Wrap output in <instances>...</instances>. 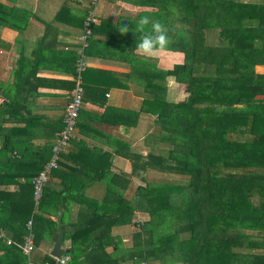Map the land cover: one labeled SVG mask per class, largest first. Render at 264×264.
Listing matches in <instances>:
<instances>
[{
  "label": "trees",
  "instance_id": "obj_1",
  "mask_svg": "<svg viewBox=\"0 0 264 264\" xmlns=\"http://www.w3.org/2000/svg\"><path fill=\"white\" fill-rule=\"evenodd\" d=\"M122 1L148 11L116 22L95 19L83 56L86 62L85 56L92 55L97 44L93 37L106 35V42L112 41L110 48L117 49L129 65L122 80L131 81L143 94L139 111H117L120 122L128 124L130 117L135 125L139 112L155 116L157 130L146 136L149 151L144 156L124 144L116 151L129 161L130 176L144 185L125 200L122 191L130 180L109 173L111 156H94L93 164L106 162L90 171L66 165L61 159L68 155L62 153L48 176L59 182L54 188L46 182L34 204L31 181L50 158L47 143L54 134L43 137L44 143L30 151L31 147L13 143V135L25 133L26 128L1 127L21 120V111L28 113L19 96L36 90L26 86L33 73L19 58L11 73L13 84L1 93L5 100L0 103V187L18 186L16 192L0 190V232L10 241L0 239V264H55L35 251L47 232L56 238V223L46 217L51 207L62 209L61 243L69 241L66 264H264V252L255 251H264V73L256 70L264 68V0ZM89 8L90 3L80 12L62 6L53 23L83 28ZM29 16L15 7V0H0V28L19 32L22 28L15 23H25ZM47 28L52 29L45 26V34ZM157 49L181 54L182 62L159 70L151 58L134 53ZM62 56L72 75L75 53ZM85 70L83 93L94 96L92 90H84L89 74ZM169 77L184 86L185 96L178 102L166 99ZM67 84L70 91L72 83ZM173 85L170 82V93ZM85 176L108 177L100 203L77 199L83 190L77 184ZM71 203L77 204L84 220L64 235L63 216ZM133 212L147 219L133 224L138 231L131 235L132 246L121 249L110 230L132 224ZM27 221L33 235L28 259L19 248ZM109 246L113 250L107 253Z\"/></svg>",
  "mask_w": 264,
  "mask_h": 264
},
{
  "label": "crops",
  "instance_id": "obj_2",
  "mask_svg": "<svg viewBox=\"0 0 264 264\" xmlns=\"http://www.w3.org/2000/svg\"><path fill=\"white\" fill-rule=\"evenodd\" d=\"M89 1L15 0V7L29 13V18L25 23H15L16 26L22 28L19 32L8 27L0 28V103L5 100L1 93L6 92V87L13 84L11 73L16 70V62L19 58L23 61L24 69L31 74L33 73V77L30 78L29 84L26 86L36 89L33 92L30 91L19 96L21 107H25L28 113L21 111V114L24 115L20 118L21 120L9 121L1 125L5 129H27L25 133H19V135L15 133L13 135V143L19 144V147L25 145L26 147H31L30 151H34L36 147L44 143L43 137L50 133L54 134L55 132L53 133L52 130L61 124L62 110L69 91L67 82L71 83V75L67 72L68 62L62 55L69 52L75 53L77 47L76 39L82 33L83 28L82 26L81 28L70 26L66 23H53V17L62 6L76 11L81 8L80 11H84ZM1 2L3 3V1ZM126 7L131 10L136 9L137 13L145 11V8L135 7L128 3L96 0L94 17L97 22L100 19L112 22L126 20L129 17V14L127 16L124 15V12H128ZM41 9L49 10L51 15L47 18H38L37 12L44 14ZM96 24L98 25L99 23ZM45 26L52 28L50 30L47 28L46 34ZM92 40H96L97 44L91 50L92 55L90 57L85 56L87 63L85 73L88 70L89 74L85 76L87 86L85 84L84 90L87 87L95 95L83 93V99L85 95V100L78 115L76 131L62 154L63 156L68 155V159H61V161L73 169L85 170V168H88V170L93 171L96 167L98 168L99 165L102 166L106 162L93 164L94 156H111L108 171L110 174L122 175L130 180L125 190L122 191V198L130 200L133 198L134 190L139 185L142 187L144 184L137 178L130 176V163L128 160L118 156L117 147L124 144L128 146L130 151L144 156L149 151L144 140L147 135L155 133L154 129L156 128L153 124L155 116L139 112L135 125L131 124L130 117L127 119L128 124H126V121L123 124L120 122L117 111H139L143 97L142 89L131 83V81H127V79L122 80V75L129 72V65L121 59V54L117 49L110 48L112 41L107 43L106 35L97 34ZM37 46L39 47L37 48ZM40 46L43 49H39ZM134 53L151 58L152 64H154L156 69H169L166 66H162L161 60L163 58L156 50H137ZM256 70L264 73V68H257ZM169 80L175 86L179 85L170 77L166 79V82ZM117 84H125L126 88L121 89ZM175 88L173 94L177 97L179 92L177 91L176 93ZM30 119L31 122H27ZM32 119H36V121H32ZM37 125L38 127H35ZM1 140L2 138L0 137V143ZM51 143L52 139L47 144ZM81 166H84V168ZM93 179L95 178L92 177L90 179V177L85 176L77 184L79 190L83 188L77 197L82 203L95 205L101 202L105 194V189L108 186V177L105 176L102 180ZM17 181L18 183L23 182L21 179ZM58 182L59 180L56 178H48L47 180V183L53 188ZM1 189L5 192H16L18 186L17 184H9L0 187ZM131 193L133 194L130 197H126V195ZM59 212L62 215V209L56 211L51 207L48 209L46 217L56 223ZM79 214L77 204L71 203L68 212L63 216L62 227L64 235H70L84 220ZM146 219L147 216L145 214L133 212L132 224L111 228V239L121 249L131 248V235L138 231V228L133 224H138L139 221L143 222ZM256 237V241L260 242L261 239L258 236ZM54 241L52 234L47 232L44 239L35 248L37 255L49 256ZM60 248L68 251L69 241L64 240L60 244ZM112 250V247L109 246L105 251L110 253ZM255 251L257 253L264 252L260 249ZM31 264L38 263L32 262ZM123 264L132 263L125 262Z\"/></svg>",
  "mask_w": 264,
  "mask_h": 264
},
{
  "label": "built area",
  "instance_id": "obj_3",
  "mask_svg": "<svg viewBox=\"0 0 264 264\" xmlns=\"http://www.w3.org/2000/svg\"><path fill=\"white\" fill-rule=\"evenodd\" d=\"M90 11L87 13V17L83 24V31L77 37L76 43L78 47L75 49V63L73 67V74L70 81L72 88L69 91L67 101L65 102L61 115V127L54 133L51 148L50 158L43 165L42 169L32 179V199L36 205L40 196L43 186L48 180V176L51 171L57 168L60 155L68 147L73 135L76 131V124L78 115L83 105V85H82V73L87 67V63L84 61L83 51L87 46L88 38L91 36L90 24L96 22L94 17V8L96 0H90ZM26 235L22 237V244L19 246L23 256L27 259L33 250V235L31 232V221H27L25 224ZM0 239H5L4 234L0 232ZM6 244H10L8 239H5ZM55 264H66L69 260L68 256H61L59 258H52ZM29 264V262H28Z\"/></svg>",
  "mask_w": 264,
  "mask_h": 264
},
{
  "label": "rangeland",
  "instance_id": "obj_4",
  "mask_svg": "<svg viewBox=\"0 0 264 264\" xmlns=\"http://www.w3.org/2000/svg\"><path fill=\"white\" fill-rule=\"evenodd\" d=\"M82 1H85V0H82ZM116 1L123 2L124 4L128 3V2H124L122 0H116ZM116 1H114V2H116ZM126 8H127L128 12H124V15L127 16L129 14L128 18L131 19V18L135 17V15L136 16L139 15V13L136 12V9L135 10H131L129 7H126ZM50 10H51V8H50ZM80 10H81V8L78 9L77 11L75 10V12H80ZM145 11H148V9H145ZM41 12H44V14H41V13L37 12L38 13V18H47V17H49L51 15L49 10L45 11V9H41ZM208 40H212V39H208ZM156 51L159 53L161 58H163V60H161L163 67L166 66L167 68L171 69L172 66L174 65V63L182 62V57L183 56L181 54L170 52V51H166V50H163V49H157ZM173 59H175V60L172 61ZM170 82H172V81L169 80V81L166 82V87H167L166 97H167L168 101L177 102V101L182 100L184 98V96H185V93L183 92L184 86L183 85H177V86L173 85V91H174V87H176L175 88L176 89V93H177V91L179 92V95L177 97H175L173 92L172 93L169 92L170 88H168V87L170 86ZM154 130H157V129H154ZM161 180L164 181V182H170L169 180H167L165 178H163ZM174 180L175 179H173L171 182H174ZM175 181H177V180H175ZM179 182H181V181H179ZM132 194L133 193H131L130 195H126V197H130ZM255 236H257V234Z\"/></svg>",
  "mask_w": 264,
  "mask_h": 264
},
{
  "label": "water",
  "instance_id": "obj_5",
  "mask_svg": "<svg viewBox=\"0 0 264 264\" xmlns=\"http://www.w3.org/2000/svg\"><path fill=\"white\" fill-rule=\"evenodd\" d=\"M60 220H61V212H59L57 220H56V230H55L56 238H55V241H54L53 246H52L50 253H49V257H51V258H59L63 254H67L66 250H62L60 248L61 239H62Z\"/></svg>",
  "mask_w": 264,
  "mask_h": 264
},
{
  "label": "clouds",
  "instance_id": "obj_6",
  "mask_svg": "<svg viewBox=\"0 0 264 264\" xmlns=\"http://www.w3.org/2000/svg\"><path fill=\"white\" fill-rule=\"evenodd\" d=\"M62 256H66V255L63 254Z\"/></svg>",
  "mask_w": 264,
  "mask_h": 264
}]
</instances>
